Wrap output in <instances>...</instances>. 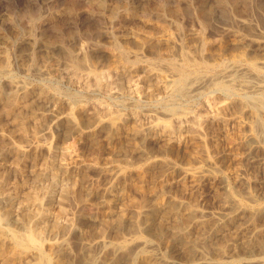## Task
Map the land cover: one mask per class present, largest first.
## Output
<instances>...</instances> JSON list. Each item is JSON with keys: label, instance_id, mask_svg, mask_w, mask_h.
Here are the masks:
<instances>
[{"label": "rangeland", "instance_id": "rangeland-1", "mask_svg": "<svg viewBox=\"0 0 264 264\" xmlns=\"http://www.w3.org/2000/svg\"><path fill=\"white\" fill-rule=\"evenodd\" d=\"M161 1L0 0V63L9 68L0 78V264H44L45 258V264H76L82 255L97 264H131L142 248L132 240L146 237L155 249L146 248L150 256L137 264H149L154 254L188 264L198 255L177 247L178 227L211 258L221 257L211 247L231 242L239 253L227 260L264 250V140L257 127L264 110L246 100L247 86L260 79L247 73L251 83L234 78L233 92L211 86L175 97L164 89L171 72L157 63L180 62L186 52L216 74L248 56L263 59L264 38L253 40L264 37V0ZM30 34L34 44L27 42ZM114 40L131 62L112 49ZM97 43L102 52L90 49ZM61 45L87 67L69 68ZM136 51L140 58L133 62ZM10 79L21 86L12 91ZM229 205L244 212L215 234L213 219ZM175 207L176 221L169 218ZM192 207L210 215L194 224ZM147 208L155 212L151 220ZM161 213L168 216L164 235L151 236L145 230ZM239 224L255 226L254 242L239 240Z\"/></svg>", "mask_w": 264, "mask_h": 264}, {"label": "bare ground", "instance_id": "bare-ground-1", "mask_svg": "<svg viewBox=\"0 0 264 264\" xmlns=\"http://www.w3.org/2000/svg\"><path fill=\"white\" fill-rule=\"evenodd\" d=\"M80 1H82V0H80ZM161 1V0H160ZM175 1V0H174ZM219 1H221V0H219ZM229 1V0H228ZM86 2V1H85ZM162 2V1H161ZM225 2H227L226 0H225ZM259 2V1H258ZM165 3V2H164ZM220 3V6H221V2H219ZM234 3H235V1H234ZM100 4V3H99ZM225 4V3H224ZM233 4V3H232ZM91 5H92V3H91ZM217 5H219V4H216V6ZM225 5H227L228 6V4H225ZM215 6V5H214ZM215 6V7H216ZM224 6V5H223ZM112 7V6H111ZM205 7H207L206 5H205ZM248 7H250V6H248ZM260 7V6H259ZM258 7V8H259ZM92 8V7H91ZM217 8V7H216ZM225 8V7H224ZM261 8V7H260ZM259 8V9H260ZM263 8V7H262ZM111 10V9H110ZM222 10V9H221ZM220 10V11H221ZM71 11V10H70ZM91 11V10H90ZM93 11V10H92ZM91 11V12H92ZM207 13H210L211 12V10L209 9V10H205ZM219 11V12H220ZM73 12V11H72ZM71 12V13H72ZM83 12H85V11H83ZM110 12V11H109ZM194 12V11H193ZM222 12V11H221ZM88 13H90V12H88ZM118 13H119V11H118ZM228 13V12H227ZM263 13V12H262ZM75 14V13H74ZM87 14V13H86ZM101 14V13H100ZM203 14V13H202ZM221 14H223V12L221 13ZM81 15H83V14H81ZM91 15V14H90ZM93 15V14H92ZM97 15V14H96ZM193 15V14H192ZM77 16V15H76ZM80 18H82L80 15H78ZM84 16V15H83ZM103 16V15H102ZM116 16V15H115ZM114 16V17H115ZM119 16V15H118ZM220 16V15H219ZM228 16V15H227ZM24 17V16H23ZM35 17V16H34ZM70 16H68V18H69ZM96 17V16H95ZM97 17H98V15H97ZM100 17V16H99ZM98 17V18H99ZM133 17V16H132ZM204 17H206V16H204ZM214 17V16H213ZM225 17H226V15H225ZM261 17V16H260ZM90 18H92V17H90ZM103 18V17H102ZM105 18V17H104ZM107 18H109L108 16H107ZM203 18V17H202ZM220 18V17H219ZM25 19V18H24ZM33 18H31V20H32ZM97 19V18H96ZM112 19H113V17H112ZM58 20V19H57ZM106 20V19H105ZM107 21V20H106ZM113 21H115V20H113ZM250 21V20H249ZM112 22V21H111ZM111 22H109V23H111ZM210 22V21H209ZM242 22V21H241ZM252 22V21H251ZM41 23H42V25L44 24V27H46L45 26V24L47 23V19H44V20H42L41 21ZM40 23V24H41ZM119 23V22H118ZM208 23V22H207ZM243 23V22H242ZM259 23V22H258ZM28 24V23H27ZM179 24V23H178ZM181 24V23H180ZM249 24V23H248ZM260 24V23H259ZM32 25V24H31ZM30 25V26H31ZM38 25V24H37ZM109 25V24H108ZM39 26V25H38ZM182 26V25H181ZM201 26V25H200ZM41 27V26H40ZM110 28V27H109ZM112 28H114V27H112ZM181 28V27H180ZM227 28V27H226ZM30 29H32V28H30ZM68 29V28H67ZM73 29V28H72ZM106 29H108V28H106ZM256 29H257V27H256ZM27 32V31H26ZM25 32V33H26ZM36 32V31H35ZM227 32H231V30H227ZM232 32H235V31H232ZM249 32V31H248ZM41 33V32H40ZM236 33H238L239 35H240V33L237 31ZM258 33V32H257ZM34 34V33H33ZM76 34V33H75ZM106 35L107 36H109V37H112L113 35H112V33L110 32V31H108L107 33H106ZM237 35V34H236ZM254 35H255V33H254ZM257 35V34H256ZM255 35V36H256ZM258 35H259V33H258ZM257 35V36H258ZM261 35V34H260ZM37 36V35H36ZM69 36V35H68ZM232 36V35H231ZM233 36H235V35H233ZM252 36V35H251ZM256 36V37H257ZM263 36H264V34H263ZM35 37V36H34ZM34 37L30 34V35H28V38H27V42H29V43H32V44H34L35 42H36V40L34 39ZM105 37V36H104ZM241 37V36H240ZM248 37V36H247ZM38 38V37H37ZM106 38H108V37H106ZM263 38L264 37H262V35H261V37L259 38V39H255V40H253L254 42H257L258 41V43H259V41H263ZM242 39V38H241ZM109 40H110V38H109ZM246 40H248V43H249V38H247ZM77 41V40H76ZM108 41V40H107ZM252 41V40H251ZM252 41V42H253ZM48 42V41H47ZM103 42V41H102ZM106 42V41H105ZM253 42V44L255 45V43ZM9 43V42H8ZM67 43V42H66ZM94 43V42H93ZM153 43V42H152ZM245 43V42H244ZM37 44V43H36ZM44 43H43V41H42V45H43ZM63 44V43H62ZM175 44V43H174ZM262 44H264V43H261V45ZM66 45V44H65ZM72 45V44H71ZM110 45H112V49L113 50H115V51H118L119 53H120V55L124 58L123 60H128V61H130L131 62V57H133V56H131L130 57V55L128 54V52L124 49V48H122V46L117 42V41H115L114 40V42L113 41H111V44ZM125 45H126V43H125ZM152 45V47H153V44H151ZM178 45V44H177ZM259 45V44H258ZM50 46V45H49ZM68 46V45H67ZM66 46V47H67ZM70 46V45H69ZM128 46V45H127ZM145 46H146V44H144V46L142 45V47L141 48H145ZM59 47V46H58ZM57 47V48H58ZM60 47H62V49L63 48H65V51L68 53V55H69V68L71 67V68H73L74 70H76V71H78V70H81L82 68H86L87 66L85 65L86 64V62H83L82 60L83 59H85V58H83L82 60H78L77 58L79 57V56H77V58H76V56H75V54L70 50V49H68V48H66V47H64L63 45H61ZM92 47V46H91ZM129 47V46H128ZM148 47V46H147ZM150 48H151V46H149ZM155 47H157V46H155ZM153 48V49H157V48ZM178 47H180L179 45H178ZM202 47V46H201ZM207 47V46H206ZM32 48V47H31ZM47 48V47H46ZM56 48V49H57ZM70 48V47H69ZM103 48V44L102 43H97V44H95V45H93V48H90V49H92L93 50V52H102V49ZM140 48V49H141ZM185 48V47H184ZM54 49V48H53ZM60 49V48H59ZM81 49V48H80ZM130 49V48H129ZM34 50V49H33ZM145 50V49H144ZM148 49H146L145 51H147ZM178 50V49H177ZM106 51V50H105ZM112 51V50H111ZM133 51V50H132ZM152 51L153 50H150L149 52H151L152 53ZM184 51V50H183ZM5 52V51H4ZM34 52V51H33ZM48 52V51H47ZM50 52V51H49ZM59 52V51H58ZM110 52V51H109ZM137 52V51H136ZM142 52V51H141ZM141 52H140V54H141ZM148 52V51H147ZM202 52V51H201ZM5 53H7V52H5ZM112 53V52H111ZM114 53H116V52H114ZM131 53V52H130ZM133 53V52H132ZM190 53V52H189ZM117 54V53H116ZM153 54L155 55L156 53L155 52H153ZM180 54V53H179ZM194 54H195V52H194ZM25 55V54H24ZM132 55V54H131ZM143 55V54H142ZM157 55V54H156ZM159 55V54H158ZM192 55V54H191ZM191 55H188V54H186V52L185 53H183V54H181V61L180 62H178V61H176V60H173V59H163V58H160V60H158L157 61V63H158V65H160L162 68L164 67V69L166 68V69H168L170 72H171V76H172V78L166 83V85H165V90H166V92L167 93H171L173 96H189V94H191V93H193V94H196V93H199V92H202V90H204V88H206V87H214L215 89L216 88H218V89H220V90H222V93H223V91H225L226 93L227 92H233V86H232V84H231V82H232V79H234V78H241L243 81H245L246 82V80H247V82H250L251 83V80L249 81V77L250 76H252V77H250V79L252 78H258V80L259 81H255V82H252L250 85H248L247 87L249 88L248 90H250L249 92H251V94L249 93H247V95H246V97H247V99L246 100H248V102H249V104H251L252 106H253V110H257V112L259 111V110H264V74H263V71H262V67H264V58L263 59H261V60H253L252 59V56H248L247 57V59L249 58V57H251L250 59H252V60H250L249 59V61L247 60H240V61H238L237 63H235V65L233 64V67H231V69L229 68L231 65V63L230 64H227V65H230L228 68H225V69H223L221 72H219V73H216V74H211L210 72H212V71H214L215 69H217V68H214V67H211L209 64H208V62L206 63V62H203V61H197V60H195V59H192L191 58ZM245 55V54H244ZM33 56V55H32ZM194 56V55H193ZM4 58H5V56H3ZM46 57H47V55H46ZM60 57V56H59ZM120 57V56H119ZM246 57V56H245ZM41 58V57H40ZM79 58H81V57H79ZM134 60H132L133 62H137L138 60H139V58H140V55H138V52L134 55ZM240 58V57H239ZM244 58V57H243ZM257 59H258V57H256ZM66 59V58H65ZM68 59V58H67ZM66 59V60H67ZM89 59V58H88ZM148 59V58H147ZM245 59V58H244ZM233 60V59H232ZM2 61V60H1ZM4 61V60H3ZM6 61V60H5ZM44 61V60H43ZM237 61V60H236ZM156 62V61H155ZM211 62V61H210ZM233 62V61H232ZM8 63V62H7ZM87 63H89L88 61H87ZM150 63V62H149ZM152 63H153V61H152ZM222 63V62H221ZM225 63V62H224ZM133 64V63H132ZM137 64V63H136ZM211 65H212V63H210ZM220 64V63H219ZM218 64V65H219ZM152 65H154V64H152ZM157 65V64H156ZM86 66V67H85ZM89 66V65H88ZM149 67V66H148ZM153 67V66H152ZM154 67L155 68H158L159 69V66L158 67H156L155 65H154ZM218 67V66H217ZM262 68V69H261ZM9 70V68H7V66H6V64H1L0 63V78H1V76H3V75H6V74H8V71ZM35 70H36V68H35ZM85 70V69H84ZM40 71V70H39ZM82 71V70H81ZM42 72V71H41ZM44 72V71H43ZM218 72V71H217ZM247 73H248V75H250V76H248L247 75ZM46 74H48V72H46ZM40 75V74H39ZM88 75V74H87ZM157 75V74H156ZM10 76V75H9ZM12 76V75H11ZM96 77V76H95ZM99 77V76H98ZM8 79V78H7ZM96 79V78H95ZM235 79V80H236ZM2 80V79H1ZM11 80V79H10ZM99 80V79H98ZM97 80V81H98ZM255 80V79H254ZM14 81V80H13ZM242 82V81H241ZM246 82V83H247ZM2 83V82H1ZM6 83H7V81H6ZM239 83V82H238ZM165 84V83H164ZM233 84H235L234 82H233ZM8 85V84H7ZM10 85H11V87H12V91H13V89L15 90L16 88H18V87H20L21 85L19 84V83H17V82H12V80L10 81ZM10 85L8 86V87H10ZM104 85V84H103ZM2 87V86H1ZM246 88V87H245ZM250 88H252V89H250ZM21 90V89H20ZM19 90V91H20ZM8 91H10V90H8ZM96 91V90H95ZM216 91V90H215ZM245 92H246V89L244 90ZM255 91H258L257 93H260V94H258V95H256V96H254L253 94H252V92H254V93H256ZM221 92V91H220ZM224 92V93H225ZM239 92V91H238ZM18 93V92H17ZM207 93V92H206ZM168 94V95H169ZM244 94H246V93H244ZM232 95H233V93H232ZM9 96V95H8ZM11 96H13V95H11ZM197 96V95H196ZM195 96V97H196ZM194 97V98H195ZM241 97V96H240ZM245 97V96H244ZM162 98V97H161ZM163 98H165V97H163ZM193 98V99H194ZM182 99V98H181ZM242 99V98H241ZM170 100V99H169ZM190 100V99H189ZM156 101H157V99H156ZM179 101V100H178ZM168 105V104H167ZM243 105V104H242ZM37 106H38V104H37ZM154 106V105H153ZM161 106V105H160ZM247 106V105H246ZM249 106L250 105H248V108H249ZM174 112V111H173ZM256 112V113H257ZM261 112H263V111H261ZM261 112H259V113H261ZM255 113V114H256ZM258 113V114H259ZM185 114H187V113H185ZM257 114V116H259ZM256 116V117H257ZM261 119H264V118H261ZM261 119H257L258 121V128H259V130H260V133L259 134H261V136L263 137V140H264V121L263 120H261ZM121 126V125H120ZM119 128V127H118ZM142 129V128H141ZM140 129V130H141ZM148 129V128H147ZM143 130V129H142ZM142 132V131H141ZM137 134H138V132H137ZM141 134V133H140ZM144 134H145V132H144ZM261 136H260V138H261ZM260 140V139H259ZM262 140V139H261ZM260 140V141H261ZM181 201V200H180ZM180 201H178V202H180ZM185 203V202H184ZM184 203H178V206L180 207V208H184L183 210H185V209H187V206L184 204ZM232 204H235V205H237L238 203H232ZM232 204H231V206H232ZM192 205H194V204H192ZM234 205V206H235ZM170 206V205H169ZM172 206V205H171ZM230 206V205H229ZM231 206H230V208H228V209H224V211H222V212H220V213H218L215 217H216V219H213V220H215L214 222H217V224H218V226L217 225H215V227H213L212 229L214 230V232H215V234H218L219 233V230H217V229H219L220 227L222 228V226H223V224H225V223H227L228 221H230L231 219H233V218H235L236 217V219H237V217L239 216V214L241 213L240 212V210L238 209V208H231ZM240 206V205H239ZM189 207V206H188ZM241 207H242V205H241ZM170 209V208H169ZM243 209V208H242ZM170 210H172L171 211V213L169 214L167 211H166V209L165 210H163L164 212L166 211L167 212V214H169L170 216H169V218H172V219H174L175 220V217H176V215L178 214V212H179V210H178V208H171ZM170 210H169V212H170ZM191 212H193V213H188L189 215L191 214H195L194 215V217L191 219V220H189L190 222H192V223H194V224H199L198 222H199V218L201 217V216H203V215H205V213H206V211L204 210V209H201L200 207H192L191 208ZM244 210V209H243ZM243 210H241V211H243ZM144 211L145 210H143L142 211V213H144ZM151 210H149V212H148V208H147V211H146V216H147V219H150L151 220V218H152V214H154V213H152V211L150 212ZM250 211V210H249ZM262 211V210H261ZM260 211V212H261ZM181 212V211H180ZM185 212V211H184ZM244 212V211H243ZM243 212L240 214V215H242L243 214ZM159 213V212H158ZM208 213V215H210L209 214V211L207 212ZM206 213V214H207ZM245 213L246 214H248L246 211H245ZM256 213V212H255ZM259 213V212H258ZM145 214V213H144ZM162 214V213H161ZM164 214V213H163ZM162 214V216H164ZM187 214V215H188ZM250 214L251 215H253L252 213H249L248 214V217H247V219L249 218V216H250ZM263 214V213H262ZM156 215V214H155ZM182 215V214H181ZM189 215H188V217H189ZM190 215V217H189V219L192 217ZM255 215V214H254ZM180 216V215H179ZM252 216H250V218H251ZM160 218H162V217H160ZM168 218V216L166 217V214H165V216L160 220V222H158L157 224H149V228L148 229H146L145 230V228H144V230L145 231H147L148 230V232H150V234L151 233H156V236L158 235V234H161L162 236L164 235V234H162L163 232H165V229H166V219ZM184 218V217H183ZM250 218H249V220H250ZM155 219V218H154ZM179 219V218H178ZM205 219V218H204ZM241 219H243V220H245L244 218H241ZM246 219V220H247ZM253 219V218H252ZM4 220V219H3ZM173 220V221H174ZM148 221V220H147ZM176 221V220H175ZM174 221V222H175ZM201 221V220H200ZM248 221V220H247ZM246 221V222H247ZM149 222V221H148ZM244 223H245V221H243ZM146 223V222H145ZM181 223V222H180ZM253 223V222H252ZM243 224V223H242ZM251 223L249 222V225H250ZM147 225H148V223H147ZM169 226H171L170 224H168ZM180 225V224H179ZM240 225V224H239ZM252 225V224H251ZM173 226V225H172ZM181 226V225H180ZM241 226V225H240ZM246 225H244V226H241L239 229H238V232L240 233L239 235L241 236V238L239 239V240H241V239H247V241H250V244H251V239H252V242H254L253 241V239H255V237L254 238H252L254 235V233H255V230H254V228H253V226L251 227V226H248V227H245ZM168 227V226H167ZM176 227V226H175ZM186 227V226H185ZM201 227V226H200ZM255 227V226H254ZM170 228V227H169ZM174 228V227H173ZM182 228V227H181ZM179 229V227L178 228H175L174 229V231H173V233H174V242L176 243V245H177V247H179V248H182V250L183 249H186L188 252H189V255L190 254H192V253H194V252H197V255H198V258L197 259H195V260H193V261H191L190 259V263H188V264H264V250L262 249H258L259 250V254H257V255H252V256H248V257H245V258H243V259H239V260H227V258L229 259H231V257L233 256V251H237L238 249L236 248V250H233V245L234 244H236V243H230V245H232L230 248L229 247H225L224 245L222 246H217V245H215V247H211V249L213 250V251H216V252H218V253H220L219 255H221V257L219 256V258H211L209 255H207V252L209 251H207L204 247H202L201 245L199 246V245H197L198 244V242H197V244H195V243H193V242H191L193 239L192 238H190V239H192L191 241H189V238L187 237V233H186V231H184L183 229ZM188 228V227H187ZM197 228H199V226L197 227ZM172 230V229H171ZM258 231V230H257ZM168 232V231H167ZM18 233V232H17ZM172 233V232H171ZM204 233V232H203ZM258 233H260V232H258ZM35 234V233H34ZM169 234H170V232H169ZM212 234V233H211ZM220 234V233H219ZM218 234V235H219ZM33 235V234H32ZM38 235V234H37ZM36 235V236H37ZM149 235V234H148ZM170 235H172V234H170ZM34 236V235H33ZM35 236V237H36ZM151 236H152V234H151ZM216 236V235H215ZM160 237V236H159ZM158 237V238H159ZM223 237V236H222ZM158 238H156V239H158ZM130 239V238H129ZM201 239V238H200ZM199 239V240H200ZM211 239V238H210ZM209 238H208V240H210ZM205 240L206 239H204V242H205ZM214 240V239H213ZM212 240V241H213ZM222 240H224V239H222ZM233 240H234V238H233ZM16 241V240H15ZM19 241V240H18ZM132 241H134V242H138V244H139V246H142V248H140L139 250H135L134 251V253L132 254V263L131 264H137V260H138V257H142V258H145V257H147V256H150V255H148V249L146 250V248H154L155 246H154V243L151 241V239H149V238H143V239H141V240H139V239H133ZM201 241H203V240H200V242ZM219 241V240H218ZM225 241V240H224ZM228 241V240H227ZM230 241H232V240H230ZM236 241V240H235ZM242 241V240H241ZM246 240H245V242H247ZM256 241V240H255ZM1 242V241H0ZM99 242V241H98ZM195 242H196V240H195ZM208 242V241H207ZM215 242V241H214ZM239 242V241H238ZM105 243H106V241H105ZM105 243L104 242H100V244L99 245H105ZM108 243V242H107ZM106 243V244H107ZM174 243V244H175ZM202 243V242H201ZM201 243H199V244H201ZM209 243V242H208ZM208 243H206V244H208ZM257 243V242H256ZM259 243V242H258ZM96 244V243H95ZM94 244V245H95ZM129 244V243H128ZM138 244H136V245H138ZM203 244V243H202ZM205 244V243H204ZM209 244H211V246L213 245L212 243H209ZM241 244V243H240ZM254 244V243H253ZM98 245V244H97ZM98 245V246H99ZM115 245V244H114ZM122 245V244H121ZM175 245V246H176ZM227 245H229V244H227ZM245 245H246V243H245ZM92 246V245H91ZM90 246V247H91ZM116 246V245H115ZM117 246H119L120 247V245H117ZM132 246H134V245H132ZM172 246H174V245H172ZM205 246V245H204ZM239 246L240 245H237L236 247H238L239 248ZM128 247V246H127ZM136 247V246H135ZM157 247V246H156ZM243 247V246H242ZM245 247H247V248H249V246H245ZM262 247V246H261ZM86 248V247H85ZM95 248V247H94ZM121 248V247H120ZM137 248H138V246H137ZM208 248V247H207ZM209 248H210V245H209ZM208 248V249H209ZM235 248V247H234ZM246 248V249H247ZM84 249V248H83ZM113 249H114V247H113ZM112 249V250H113ZM122 249H124V248H122ZM121 249V250H122ZM133 250H134V248H132ZM155 249V248H154ZM158 249V248H157ZM173 249H175V248H173ZM210 249V251H212ZM245 249V250H246ZM251 249H253L252 247H251ZM111 250V251H112ZM115 250H116V247H115ZM118 250H120V249H118ZM248 250V249H247ZM1 251H3L2 250V248L0 247V252ZM117 251V250H116ZM128 251V250H127ZM126 251V252H127ZM152 251V250H151ZM177 251V250H176ZM243 251V250H242ZM254 251V250H253ZM257 251V250H256ZM262 251V252H261ZM123 252V251H122ZM155 252V251H154ZM181 252H183V251H181ZM240 252H241V250H240ZM251 252V251H250ZM2 253V252H1ZM7 253V252H6ZM131 253V252H130ZM152 253H153V251H152ZM184 253H187V252H184ZM232 253V254H231ZM237 253H239L238 251H237ZM242 253V252H241ZM246 253V252H245ZM253 253V252H252ZM94 254V253H93ZM149 254H151V253H149ZM196 254V253H195ZM217 254V253H216ZM77 255V254H76ZM89 254H87V256H88ZM92 255V254H91ZM153 255V254H152ZM188 255V256H189ZM212 255H214L215 256V254H213L212 253ZM242 255V254H241ZM7 256V255H6ZM5 256V257H6ZM44 256V255H43ZM84 255H82L81 256V258L79 259V261L76 263V264H97V259L95 258V257H91L90 255V257H83ZM93 256V255H92ZM239 256V255H238ZM66 257V256H65ZM107 257H108V255H107ZM191 257V256H190ZM193 258L194 257H196V256H192ZM234 257V256H233ZM45 258V257H44ZM109 258V257H108ZM141 258V259H142ZM149 258H151V257H149ZM158 258L159 259H156V256H155V254H154V256H152V258L151 259H153L152 260V262L151 261H149V264L150 263H153V264H174L172 261H170L169 259H167V258H164V257H159V255H158ZM9 259V258H8ZM8 259L6 260V261H8ZM41 260H43V259H41ZM45 261H43V263L45 264L46 263V258L44 259ZM63 260V259H62ZM65 260V259H64ZM104 259H102V261H103ZM1 261V260H0ZM144 261H145V259H144ZM56 262V261H55ZM58 262V261H57ZM61 262V261H60ZM146 262V261H145ZM186 262V261H185ZM6 263V262H5ZM11 263V262H10ZM68 263V262H67ZM66 262H65V264H67ZM71 263V262H70ZM147 263V262H146ZM52 264V263H51ZM54 264H56V263H54ZM111 264H116V262L115 261H112V263ZM124 264V263H123ZM181 264V263H180Z\"/></svg>", "mask_w": 264, "mask_h": 264}]
</instances>
